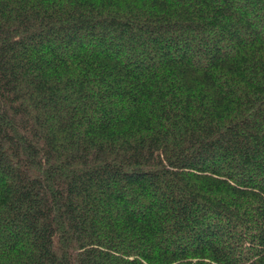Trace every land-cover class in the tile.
Wrapping results in <instances>:
<instances>
[{"label": "trees", "instance_id": "16d2710c", "mask_svg": "<svg viewBox=\"0 0 264 264\" xmlns=\"http://www.w3.org/2000/svg\"><path fill=\"white\" fill-rule=\"evenodd\" d=\"M0 264H264V0H0Z\"/></svg>", "mask_w": 264, "mask_h": 264}]
</instances>
